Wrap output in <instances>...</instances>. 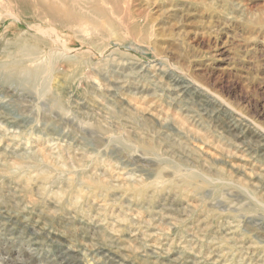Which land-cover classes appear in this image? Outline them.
I'll list each match as a JSON object with an SVG mask.
<instances>
[{"label": "rangeland", "instance_id": "rangeland-1", "mask_svg": "<svg viewBox=\"0 0 264 264\" xmlns=\"http://www.w3.org/2000/svg\"><path fill=\"white\" fill-rule=\"evenodd\" d=\"M13 1L0 264H264V0Z\"/></svg>", "mask_w": 264, "mask_h": 264}, {"label": "bare ground", "instance_id": "bare-ground-1", "mask_svg": "<svg viewBox=\"0 0 264 264\" xmlns=\"http://www.w3.org/2000/svg\"><path fill=\"white\" fill-rule=\"evenodd\" d=\"M36 3L39 5V8H42L41 10L44 12V14H48V15H58L61 14L63 16H65L68 20L76 18L78 15L82 14L83 16L86 17V8H87V3H85L84 1H90V0H35ZM97 1V0H96ZM106 1H112L113 3L116 4V7H118L119 5V1L120 0H106ZM12 3L15 4V6H17V3L13 0H11ZM100 8L97 7L96 5H93L92 10H94L95 12H99ZM102 15V14H101ZM141 70H144V72L146 73L147 76V81L154 86H162L163 89L165 91H167L169 94L171 95H175L174 97H180L182 96L184 93L188 92V91H192L195 92V90L191 89L189 84H187L186 82H184L182 80V78L179 76L177 78L174 79V82L172 84L164 82L162 79V73H159L158 70H155L152 68V66H149L147 68H143L140 67ZM143 73V71L141 72ZM145 75V74H143ZM137 76V75H136ZM132 77V76H131ZM135 77V76H134ZM146 79V78H145ZM120 83V82H119ZM144 87V86H143ZM198 99V98H197ZM152 103V102H151ZM136 107V106H135ZM137 109V108H136ZM158 111V110H157ZM143 113V112H142ZM164 112H150V116L156 118L157 120L161 121V120H165L167 115ZM180 114V113H179ZM198 117V116H197ZM178 121V122H177ZM219 123V122H218ZM177 124V128L179 130H186L188 131V133L192 134V135H196V132L190 128H186L185 125L179 121L176 120L175 125ZM230 124V122H229ZM228 125V124H227ZM232 128V127H231ZM230 128V129H231ZM223 132V131H222ZM199 136V135H198ZM263 137V136H262ZM262 143V142H261ZM244 151V150H242ZM238 155V154H237ZM243 156V155H242ZM250 167V166H249ZM259 175H261L259 173ZM196 231V230H195ZM130 233V232H129ZM148 234V233H147ZM29 237V236H28ZM245 244V243H244ZM168 246V245H167ZM127 248V247H126ZM246 249V248H245ZM147 251V250H146ZM153 252V251H152ZM111 255V254H110ZM205 256V255H204ZM211 256V255H210ZM106 257V256H105ZM57 259V258H56ZM208 259V258H207ZM153 260V259H152ZM157 260V259H156ZM208 261V260H207ZM216 261V260H215ZM213 260V262H215ZM58 262V261H57ZM105 262V261H104ZM161 262V261H160ZM258 263V262H257ZM49 264V263H48ZM153 264V263H152ZM192 264V263H191Z\"/></svg>", "mask_w": 264, "mask_h": 264}]
</instances>
